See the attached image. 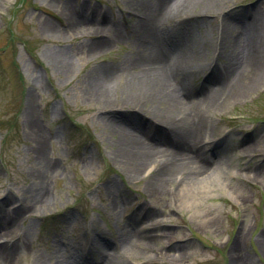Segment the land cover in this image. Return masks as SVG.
I'll return each instance as SVG.
<instances>
[{"label": "rangeland", "instance_id": "rangeland-1", "mask_svg": "<svg viewBox=\"0 0 264 264\" xmlns=\"http://www.w3.org/2000/svg\"><path fill=\"white\" fill-rule=\"evenodd\" d=\"M147 1L151 11L160 2ZM141 3L0 0V246L14 247L7 264H264V0L173 7L163 19L169 32L192 30L190 47L199 42L189 57L192 131L223 141L206 179L167 183L158 193L147 188L153 165L130 174L122 158L134 115L160 124L146 101L123 102L149 42L139 34ZM69 15L117 34L78 33ZM236 58L242 93L205 103L203 94L221 82L210 77L213 66ZM108 80L122 98L111 107L93 91ZM39 192L48 200L36 201Z\"/></svg>", "mask_w": 264, "mask_h": 264}, {"label": "bare ground", "instance_id": "bare-ground-1", "mask_svg": "<svg viewBox=\"0 0 264 264\" xmlns=\"http://www.w3.org/2000/svg\"><path fill=\"white\" fill-rule=\"evenodd\" d=\"M141 1L142 9L146 11L147 17H145V22L141 24L139 34L140 37H146L145 39H148L149 42L148 45L140 51V53L143 54H140L139 57L142 59L141 72L126 83L128 92L124 91L126 95L124 97L122 93V96L124 97L123 102L136 99L143 100V102L146 101L150 111L158 115L157 118L154 115L153 117L158 119L160 116L158 120L161 125L159 122L154 124L156 127L155 131L151 132L149 130L150 128L147 129L146 124L149 123L151 125L152 123L146 121L144 122L145 124L141 126L143 117L134 115V120L127 123L125 133L123 134L122 140L124 145L122 148V158L125 160V163L131 167L130 174L143 173L153 165V170L155 172L149 174L147 188L150 192L158 193L160 190H162L160 192L165 191V188H163V186L166 187L165 184H170L174 181L180 186L184 181V183H190L204 180L210 173L212 165L217 164L211 152L201 143L203 140L201 139V132L193 133L192 131V124L196 116L191 112L192 107L190 108V104H193V102L190 103L188 99L192 86V76L190 72V60L192 58L189 57L190 55H192L193 58L197 56V52L195 55L191 47L196 49L199 42L197 41V45L195 42L191 43V47L187 44L188 42L186 39L190 38L192 33V30L189 28L188 31H178L177 35L172 31L169 32L168 28L163 25V19L167 18L173 7L177 9L196 5L211 7L214 0H160L159 5L153 8L152 11L147 0ZM94 15L96 16V14ZM68 18L70 28L78 33L102 34L108 31L110 34H112L111 32L117 34V31L111 29L108 25L101 27L97 25L93 19L88 20L85 16L83 19H79L74 18L73 15H69ZM46 26H48L49 30L52 32H61L51 24L49 25V23L45 24V27ZM228 30L227 27L226 32ZM111 38L110 36V39ZM230 40H232V35L229 34L225 37V41L229 42ZM168 41H171V43L168 44ZM54 57L60 60L58 62H64V67L69 68V64L62 58L57 55H54ZM232 60L231 65L225 64L221 66L216 64L213 66L212 73L210 72L209 75L210 77H214L213 79H217V83L221 81L220 84L217 85V89H210L208 93H204L205 89H209L210 82L199 87V90L204 93L203 101L205 103L209 105L215 104L221 93H227L231 96H237L242 93L243 87H240L239 83L242 75H244V70L242 71V66L238 65L237 58ZM109 77L110 76L106 74L103 79ZM96 87H100V89L97 90ZM96 87L94 86L93 91L96 93L98 92V97L106 106L111 107L110 104L119 102L120 100L122 101L119 94H114V92L117 91L114 81L109 82L108 80L107 83H99ZM199 102L202 104V101ZM139 104L142 103L139 101ZM185 107H187L188 115L185 114ZM169 109L177 110L180 114L178 116H170L167 114V110ZM143 136H147L148 138L146 139H150V141L147 142L143 139ZM171 138L174 140L171 141ZM201 153L204 155V158L200 157ZM38 200H48L47 194L45 192L40 194L39 192V195L36 196V201ZM25 206L31 207V203L26 201ZM19 208L22 209L21 206L17 209ZM5 214L2 219L8 220L9 216H5ZM8 222L13 224L14 220ZM124 233L125 231L121 233L122 243L125 241V246H131L126 242V237L123 240ZM130 241L132 242V239H129V242ZM9 245L10 242L8 241L5 247L0 246V264H7L8 257L13 253V242L10 246L12 249ZM103 247L105 246H102L97 253L104 258L105 254L103 249L105 248ZM8 248L11 250H8ZM111 261L112 260H110V263ZM71 264H74V262L71 261Z\"/></svg>", "mask_w": 264, "mask_h": 264}]
</instances>
